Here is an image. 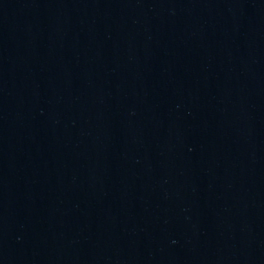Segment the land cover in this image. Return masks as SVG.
Here are the masks:
<instances>
[{"label":"water","instance_id":"water-1","mask_svg":"<svg viewBox=\"0 0 264 264\" xmlns=\"http://www.w3.org/2000/svg\"><path fill=\"white\" fill-rule=\"evenodd\" d=\"M0 264H264V0H0Z\"/></svg>","mask_w":264,"mask_h":264}]
</instances>
